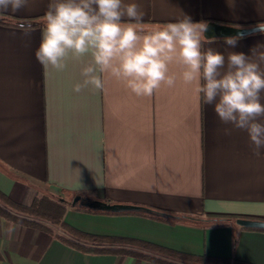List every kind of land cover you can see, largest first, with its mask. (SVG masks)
I'll list each match as a JSON object with an SVG mask.
<instances>
[{
	"label": "crops",
	"instance_id": "crops-1",
	"mask_svg": "<svg viewBox=\"0 0 264 264\" xmlns=\"http://www.w3.org/2000/svg\"><path fill=\"white\" fill-rule=\"evenodd\" d=\"M49 2L29 0L4 15L43 17ZM124 2L140 5L148 27L182 14L194 23H264V0ZM22 25L28 26L0 22V192L24 206L39 195L58 197L66 206L62 221L100 240L0 216V264H264V231L186 218L264 220V149L255 155L246 131L222 124L175 65V85H162L151 97L136 96L108 74L102 91L75 93L84 64L46 71L35 57L42 20L28 35ZM239 37L235 47L215 37L204 48L225 56L251 55L254 48L256 56L264 54V33ZM75 195L148 210H82L71 204ZM9 225L16 226L11 234Z\"/></svg>",
	"mask_w": 264,
	"mask_h": 264
},
{
	"label": "clouds",
	"instance_id": "clouds-1",
	"mask_svg": "<svg viewBox=\"0 0 264 264\" xmlns=\"http://www.w3.org/2000/svg\"><path fill=\"white\" fill-rule=\"evenodd\" d=\"M29 0H0V17L16 13ZM137 3L124 0H50L42 17L41 40L35 51L46 71H63L70 61L84 64L80 93L91 87L104 89L103 75L122 80L138 97H151L162 85L176 83L170 67L180 69L185 84H194L197 99L213 107L222 124L246 131L252 150L264 149V54L230 52L212 48L206 22L194 23L183 15L163 26L148 27ZM25 35L31 25L21 26ZM264 33V23L256 26ZM239 36L224 42L235 47ZM255 57V58H253ZM228 133V129L225 130ZM15 225L6 231L11 234Z\"/></svg>",
	"mask_w": 264,
	"mask_h": 264
},
{
	"label": "trees",
	"instance_id": "trees-1",
	"mask_svg": "<svg viewBox=\"0 0 264 264\" xmlns=\"http://www.w3.org/2000/svg\"><path fill=\"white\" fill-rule=\"evenodd\" d=\"M9 20L15 21L17 23H24V25H36L39 22H41L42 17H38L36 19H29V20H19L16 18L9 19L6 17V15H3L0 17V22H8ZM74 208L76 205L73 206ZM66 209V206L62 203L61 199L53 198L49 195H39L37 196L33 202L29 206H24L21 204H18L12 200H10L6 195L0 192V216L5 217L6 219H9L11 221L22 223L25 225H30L39 229H43L48 232H52V229H50L47 225L39 221L46 220L53 224H56L60 226L62 229L70 232L76 237L79 238H86L92 241H98L100 240L99 237L89 236L85 235L81 232H78L71 227H69L67 224H65L62 221V215ZM82 210H88L92 212L97 213H115V212H109V211H101V210H92L88 208H80ZM19 213L29 215L31 217H27L24 215H20ZM186 218H189L193 221H212V222H234L236 218H244L242 216H233V215H217V214H208L204 216L203 218L200 217H189L186 216ZM246 229H253V230H262L264 229H257V228H247ZM60 240L68 243L69 245L75 246L80 248L78 244L66 239L62 235H56Z\"/></svg>",
	"mask_w": 264,
	"mask_h": 264
},
{
	"label": "water",
	"instance_id": "water-1",
	"mask_svg": "<svg viewBox=\"0 0 264 264\" xmlns=\"http://www.w3.org/2000/svg\"><path fill=\"white\" fill-rule=\"evenodd\" d=\"M208 30L205 33L207 38L215 37H232L243 36L253 32H257L256 26L251 27H238L227 24H220L215 22H208ZM72 205L79 204L92 210H101L109 212H120L130 210H148L143 209L137 205L108 203L101 200H90L80 195H75L71 201ZM235 224L241 227L264 229V220L251 219V218H236Z\"/></svg>",
	"mask_w": 264,
	"mask_h": 264
},
{
	"label": "rangeland",
	"instance_id": "rangeland-1",
	"mask_svg": "<svg viewBox=\"0 0 264 264\" xmlns=\"http://www.w3.org/2000/svg\"><path fill=\"white\" fill-rule=\"evenodd\" d=\"M20 215H24V216H27V217H31V216H29V215H26V214H22V213H19ZM39 221H41L42 223H44V224H46V225H50V226H55V225H53V223H51V222H49V221H46V220H41V219H39Z\"/></svg>",
	"mask_w": 264,
	"mask_h": 264
}]
</instances>
